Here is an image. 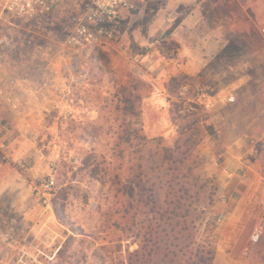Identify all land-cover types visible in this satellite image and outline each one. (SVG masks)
<instances>
[{
  "label": "rangeland",
  "instance_id": "374dc122",
  "mask_svg": "<svg viewBox=\"0 0 264 264\" xmlns=\"http://www.w3.org/2000/svg\"><path fill=\"white\" fill-rule=\"evenodd\" d=\"M71 5L76 8L77 1ZM172 11L166 0H154L137 12L126 14L105 45L84 50L66 44L69 14L38 24L28 23L21 29L9 30L0 25V39L8 41L0 42V70L6 67L14 74H24L28 86L20 94L7 92L0 97L9 112L4 128L8 138L4 137L6 144L0 145V155L5 169H10L9 178L17 179L30 194L24 207L18 204L7 211L8 220L0 219V264H111L113 257L133 245L132 238L122 231L124 221L119 211L125 197L118 188L129 176L133 149L123 142L115 146L121 121L113 95L116 84L130 79L138 81L143 96L153 92L155 83L165 84L164 76L155 66L145 65L140 54L145 55L149 49L146 43L161 41L165 36L162 30ZM174 19L172 16L171 23ZM233 50L231 56L211 67L244 74L256 73L260 66L264 72V63L242 62L249 59L243 56V48ZM73 56L79 58L76 64ZM226 81L212 79L216 88ZM247 83L246 79L244 86ZM197 87L207 88L206 79L183 80L178 88L181 98L175 97L181 102L179 113L187 116L201 111L209 122L220 112L214 91L211 108L196 104L192 112H181L185 102L195 99ZM142 117L141 114L139 121L143 128ZM173 125L175 129L168 137L153 138L171 145L179 134V127ZM134 128L135 125L130 126V130ZM205 137L195 149V154L205 161L203 173L207 163L217 166L214 162L220 161L215 147L210 148L215 157L202 155L200 145ZM85 158L88 168L82 164ZM69 164H73L72 171L67 169ZM51 177L54 187L47 197L43 185ZM227 178L228 193L218 205L214 233L217 236L223 231L239 232L249 239H224L225 252L216 264H256L264 259V222L252 217L248 220L246 214L252 201L263 203L259 175L250 171L243 178L237 174ZM216 182L220 186L217 179ZM44 198L50 199V206L43 202ZM53 200L76 231L55 216ZM256 227H262V233L253 243L250 235ZM68 234L73 238L66 243Z\"/></svg>",
  "mask_w": 264,
  "mask_h": 264
},
{
  "label": "crops",
  "instance_id": "0c3cea01",
  "mask_svg": "<svg viewBox=\"0 0 264 264\" xmlns=\"http://www.w3.org/2000/svg\"><path fill=\"white\" fill-rule=\"evenodd\" d=\"M166 3L173 9L170 19L172 16L175 19L173 23L169 18L165 22L167 27L162 30L165 36L161 40L175 41L179 49L175 58L165 59L157 49L159 40L156 39L146 43L149 49L145 55L140 54L145 65L155 66L156 71L164 76L165 83H155L153 92L142 97L141 114L145 135L149 138L168 137L175 129L169 114L165 87L170 77L184 74L190 79H206L205 89L210 95L211 91L215 92L216 108L220 110L208 122L213 126L218 142L206 136L200 145L205 157H215L214 153L210 154V148L215 147V154L220 158L219 163L214 162L217 166L207 163L204 169L207 175L215 177L220 184L212 213H219L221 198L228 193L230 178L227 176L237 174L243 178L253 171L259 175L258 187L263 203L252 201L246 219L252 217L264 222V72L260 66L256 73L244 74L211 67L212 63L222 62L231 56L233 48L244 49L243 56L249 59L244 58L242 62L264 63V0H166ZM215 77L231 81L220 83L216 88L212 82ZM246 79L248 83L244 86ZM25 81L24 74H14L3 67L0 70V97L3 98L7 92L20 94L28 88ZM228 97L233 99L228 100ZM7 109L0 102L1 146L6 144L5 138H8L4 133L9 113ZM18 113L22 119V112L19 110ZM9 171L5 169L0 155L1 220H8L7 211L11 212L12 207L18 204L24 207L30 199L28 190L19 185L17 179L9 178ZM239 236V232L218 233L213 264L225 252L223 240H234ZM241 237L249 239L244 233ZM256 264H264V259Z\"/></svg>",
  "mask_w": 264,
  "mask_h": 264
},
{
  "label": "trees",
  "instance_id": "16d2710c",
  "mask_svg": "<svg viewBox=\"0 0 264 264\" xmlns=\"http://www.w3.org/2000/svg\"><path fill=\"white\" fill-rule=\"evenodd\" d=\"M157 49L165 59H173L179 45L161 40ZM184 79H188L184 74L172 76L165 85L169 114L172 123L179 127L171 145L145 135L139 121L143 91L138 81L130 79L116 84L113 97L121 122L115 146L123 142L133 149L129 176L118 186L125 197L119 212L124 221L122 231L132 238L133 245H127L124 254L113 257L111 264H212L215 258L217 217L212 208L219 185L213 176L203 173L205 161L195 154V149L205 136L216 142L218 138L201 111L187 116L179 113L181 102L175 97L181 98L178 88ZM132 125L136 128L130 130ZM82 164L88 168L86 158ZM67 169L72 171L73 164ZM52 204L55 216L76 231L55 200ZM67 236L66 243L73 238Z\"/></svg>",
  "mask_w": 264,
  "mask_h": 264
},
{
  "label": "built area",
  "instance_id": "2783aa9c",
  "mask_svg": "<svg viewBox=\"0 0 264 264\" xmlns=\"http://www.w3.org/2000/svg\"><path fill=\"white\" fill-rule=\"evenodd\" d=\"M77 7L71 5L73 0H0V25L5 29H21L23 25L38 24L43 20H54L61 14H69L70 34L66 44L76 46L80 50L96 49L102 47L112 39L115 30L121 26L126 14L137 12L142 6L154 0H76ZM1 28V27H0ZM7 43L3 38L0 42ZM73 63L79 58L73 56ZM70 77H73L70 72ZM83 77V74H80ZM228 97V100H232ZM186 106L181 112H192L196 104L203 109L212 106L211 95L203 87H197L195 99L185 102ZM47 197L54 187L51 177L44 185ZM43 202L50 206V199L44 198ZM262 227H256L250 235L251 242L259 240Z\"/></svg>",
  "mask_w": 264,
  "mask_h": 264
}]
</instances>
